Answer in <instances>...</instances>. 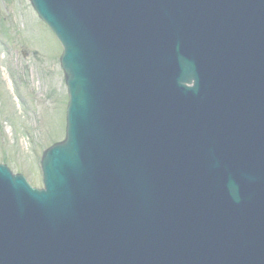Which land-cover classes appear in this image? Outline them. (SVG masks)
I'll return each instance as SVG.
<instances>
[{
  "label": "water",
  "instance_id": "obj_1",
  "mask_svg": "<svg viewBox=\"0 0 264 264\" xmlns=\"http://www.w3.org/2000/svg\"><path fill=\"white\" fill-rule=\"evenodd\" d=\"M29 2L65 136L0 164V264H264V0Z\"/></svg>",
  "mask_w": 264,
  "mask_h": 264
},
{
  "label": "rangeland",
  "instance_id": "obj_2",
  "mask_svg": "<svg viewBox=\"0 0 264 264\" xmlns=\"http://www.w3.org/2000/svg\"><path fill=\"white\" fill-rule=\"evenodd\" d=\"M61 47L28 0H0V163L41 187V152L64 136Z\"/></svg>",
  "mask_w": 264,
  "mask_h": 264
}]
</instances>
